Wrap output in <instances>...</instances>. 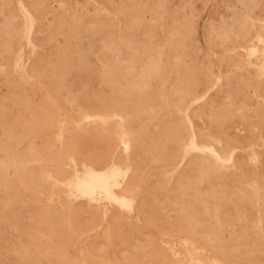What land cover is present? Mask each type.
I'll list each match as a JSON object with an SVG mask.
<instances>
[{"label":"bare ground","instance_id":"1","mask_svg":"<svg viewBox=\"0 0 264 264\" xmlns=\"http://www.w3.org/2000/svg\"><path fill=\"white\" fill-rule=\"evenodd\" d=\"M8 1L0 0V8H3L6 14L10 10H7ZM39 1L41 0H28L27 6L18 3L19 16L23 26L21 37L12 24L13 21L9 19L10 16L3 17L4 10L2 14L0 12L1 17H3V19L0 18V34L5 37L4 40L1 39L2 36L0 38V70L5 74V78H7L6 75L16 74L20 79V83L17 85H6L4 92L0 87V219L12 223L10 231H0V245L4 244L8 248L6 253L10 258H7L11 259L8 262L12 261L13 264H77L78 261L70 257L67 250L73 246L74 235L87 232L90 230V226L77 223V221L71 223L67 219L64 222L65 227L59 231L57 217L60 214L54 210L45 211L40 201L44 196L53 199L55 193L59 192V188L62 187L66 199L73 203L69 183L73 180V173H79L75 162L83 160L92 163L95 167H98L103 161L106 165L109 162H114V159L107 152L108 150L106 151L104 148V150L99 149L98 151L97 145L107 147L113 142L121 152L119 162L114 165L116 170L123 174L124 182L121 186L117 185L115 174L107 171L105 182L111 192H126L139 185L135 177H128V167L136 168L138 171L145 170L143 169L144 162L152 158H157L163 163L164 167L156 174L162 176L165 181L162 184L163 189L169 190L171 179L179 172L166 170L165 164L167 162L179 164L190 153H195L199 155L200 159L197 157L198 159L192 160L189 169L185 172V174L193 175L195 183L191 187L187 183H183L180 187L181 195L187 193L193 198L192 205L175 202L167 203L166 208L177 209L180 217L188 208L195 209V211L196 209L207 211L212 208L231 211L238 208L251 211L264 209V189L242 182L239 164V161L245 158L249 161L252 171L258 166L264 165V152L261 150L264 148V112L253 111L249 116L254 120L252 123L246 120V116H243L244 112L242 114L239 112L207 114L203 109L195 111L193 109L190 112L188 108L181 109L182 106L188 104L187 101L194 102L196 100L189 97V93L181 90H158L154 85L164 78V73L160 70L162 63L180 65V59L186 51V42L178 39L175 31L171 32L169 39H166L161 45L153 46L154 49H157L156 56L150 57L146 67L141 69V72L139 71L141 78L135 72L133 61L124 62L129 64L125 65L128 78L125 79L124 84L111 78L110 71L121 67L123 62L117 52L119 46L117 38L109 33V36L107 35L109 38L104 36L107 31L105 19L108 15L111 16L108 26L110 31L115 28V24L121 16L126 17V20L139 22L141 9L136 0H132L129 7L119 9L115 14L107 13L105 9L99 7L97 8L98 15L86 16L85 14L86 17L84 16L83 19H73L71 25L65 27L56 25L55 28L53 26L47 28L45 40L52 39L54 34L61 35L64 46L54 47L48 57H42L44 54L38 55L37 46L31 41L33 32L43 31V29L40 30L35 19L36 16H34L36 12L40 14L42 9L43 0L41 3ZM44 7L46 8V6ZM252 18L250 15L238 16L234 21L237 31H230L237 43L234 47L245 49V60H239L237 55L241 53L236 55L234 52L235 54H229L226 58L222 57L220 61L238 68L240 65L260 66L254 70V73L256 79L262 82L264 81V21L256 22ZM159 28H161L160 25ZM131 29L134 28L131 26L125 29V37L127 32L131 37ZM180 33L182 32L180 31ZM218 37L219 45H223L228 40L227 34ZM19 39L25 43L28 53L31 55L32 64L28 67L24 66L25 53H21L18 47L17 41ZM126 40L129 42V39ZM130 46L132 43L128 44V47ZM107 48L112 50L111 65H93L94 62L101 59V51ZM171 53L176 55L173 60ZM103 60L105 61V59ZM81 73L87 76L84 80L78 78ZM93 74H99V77L95 78L98 84L95 88L89 84L92 80L90 76ZM177 79L178 77H176ZM79 82H83V84L77 88ZM153 83L155 84L153 85ZM159 97L163 99L162 103L158 102ZM171 104L175 107L174 109L168 108ZM152 105L158 107L153 110L148 109ZM141 116H144V119H141ZM74 117L76 118L75 121L73 120ZM232 120H237L247 129L246 133H249V137L239 145H231L221 128L222 122ZM112 128H115L113 137H104L103 134L99 133L101 130H112ZM68 129L73 132L68 136L66 142L62 143L63 132ZM210 129L213 130L212 133H209ZM55 132L57 133L55 134ZM117 132H121L123 136H118ZM37 135L41 138L42 147L35 146L34 137ZM20 141L27 142L26 148L22 151L18 148ZM55 141L62 143L56 152L53 148ZM88 144L91 145L90 147L96 145L95 148L98 152L87 150ZM91 149L95 150L93 147ZM11 153L15 154L16 157L14 166L11 165ZM68 153L71 154L72 161L64 175L58 166L64 164L65 155ZM49 159L56 161V167L51 171H47L43 166V163ZM8 170H12L13 175L16 176V183L8 179ZM67 172L70 174L68 175ZM145 172L149 174L151 170L147 169ZM83 177L82 183L88 187L87 178L86 176ZM78 179L82 178L79 176ZM219 182L221 185L217 188ZM235 183L236 185H234ZM229 187L233 188V192L232 195L226 197L225 194L228 193L227 188ZM91 193L93 195L91 197L96 203L95 207L99 206L95 192ZM80 195L84 197L86 207L89 209L91 207L89 204L91 199L89 198L91 197H88L84 191H81ZM154 203L145 202L143 208L153 210L155 208ZM78 207V210L73 207L69 208V215L73 216V210L76 213H81L83 207ZM163 218L161 214L159 216L153 215L152 220L148 222H156L154 220L160 219L163 221ZM236 219L253 229V233L248 234L247 237L264 238L263 216L246 215L240 218L236 216ZM116 220L121 226H124L119 219ZM91 221L93 222V219ZM164 221L168 226V231L165 234H160V239L170 241L179 234H186V237L188 236L192 240L199 239V232L196 234L190 228L187 232L182 231L181 228H174L175 224ZM195 224V222H190L189 226ZM115 235L123 242H126L127 238L130 237V235L122 232H117ZM93 246L95 247L94 244ZM99 247L101 248V246ZM148 247H139L135 252L137 258L149 255L150 249ZM3 249L5 250V248ZM223 252H225V257L229 256L226 251ZM176 255L180 257L179 252H176ZM248 255L246 253L239 254L238 259L232 264H244L242 259ZM187 256L188 254L184 257L187 258ZM95 257L96 255L86 250L85 264H91ZM102 257L98 262H104ZM2 259L7 261L4 257ZM41 259L45 261L40 263ZM193 259L195 263L201 262L197 256H194ZM1 263L3 264L2 260ZM175 264H180V262L177 261Z\"/></svg>","mask_w":264,"mask_h":264},{"label":"rangeland","instance_id":"2","mask_svg":"<svg viewBox=\"0 0 264 264\" xmlns=\"http://www.w3.org/2000/svg\"><path fill=\"white\" fill-rule=\"evenodd\" d=\"M9 1L7 5V10L10 9L9 13L6 14L3 8H0V12L2 14L4 10L2 14L3 17L10 16L9 19L13 21L12 24H14L17 31L19 32V37H21L23 26L19 16L18 3H22L27 6L28 0ZM41 1L39 2L41 3ZM43 1L40 14H38L37 12L34 14V16H36L35 19L37 25H39L40 30L43 29V31L33 32L31 34V41L37 46L38 55L42 56L44 54L42 57H48L49 54L52 53V49L54 47L60 48L64 46V40L61 35L57 36L54 34L53 37L51 36L52 39L50 38V40H45V38L47 37V28L51 26L55 28L57 27L56 25H61L63 27L71 25V21L73 19H83L85 14L86 16L98 15L99 13L97 8L99 7L105 9L107 13L115 14L117 13V11H119V9L127 8L132 4V0H45L44 3ZM136 1L138 7L141 9V20H139V22H135L134 20H126V17L121 16L117 21L118 24L116 23L115 28L110 31L108 30V26L110 24L111 16L108 15L105 19V22L107 24V31L105 32L104 36H106V38H109V33L114 38H117V41L119 42L117 52L119 53L118 55L123 62L121 67H118V69L114 68L110 71L111 78L116 79L119 82L121 81L120 83L122 84L126 82L125 79H127L128 77L126 74L125 65L127 66L129 64L124 62L127 61L134 62L133 66H135V72L138 73V77L141 78L139 74L146 67V64L150 57L156 56L157 49H154L153 46L161 45L163 42H165L166 39H169L170 33L175 31L177 33L178 39L183 40L184 43L186 42V51L180 59V65L178 64L176 66L172 64L168 65L167 63H162L160 70L164 73V78L156 84L153 83V85L155 84L154 86H156L158 90H181L189 93V97H192L196 100L194 102L187 101L188 104L182 106L181 109L188 108L190 112H192L193 109L194 111L203 109L205 112H207V114L220 112H239L240 114H242V112H244L243 116H246V120L250 123L254 121L249 117L253 111L264 112V81L261 82L257 80L254 73V70L260 66L240 65V68H238L234 65H228L225 62L220 61L222 57L226 58L227 55L235 53L236 55L238 53H241L240 55H237L238 59L241 61L245 60V49L241 47H234L237 43L234 41L230 31H237V26L234 21L238 16L250 15L251 18L253 17L252 19L256 22L264 21V0ZM44 6H46V8ZM56 15H58L59 17H56ZM3 17H1L0 15L1 19H3ZM130 25L132 26V28H134L131 29L132 33H129L131 37L128 35V32L125 37V29L127 27H131ZM159 25L161 26V28H159ZM180 31L182 33H180ZM223 34L228 35V40L226 42L227 44L224 43V46L219 45L218 42V36H222ZM0 38L4 40L5 37L4 35L0 34ZM126 39H129L130 43ZM131 43L132 46L128 47V44ZM17 44L21 53H25L24 66H30L32 64V59L30 53H28L25 43L23 41L21 42V39H19V41H17ZM111 52L112 50L108 48L101 51V59L94 62L93 65L98 66L100 64H104L106 66H109L112 61ZM171 54V59H175L176 55H174L173 53ZM103 59H105V61ZM163 67H165L166 69H163ZM82 75V73L79 74L78 78H82L81 80H84L87 76L84 74L83 78ZM6 76L7 78H5V74L3 73V71L0 70V87L2 88L1 90H3V92L6 85H17L20 83V79L16 74H13L12 76ZM98 77L99 74H93L90 76V79H92L89 83L90 86L94 88L97 87V79L95 78ZM176 77H178L177 80ZM253 80H255L256 83ZM11 82L13 83L11 84ZM82 84L83 82H79L76 87L79 88L80 86H82ZM162 100L163 99L159 97L158 102L162 103ZM157 107V105H152L151 107H148V109L153 110ZM168 108L174 109L175 107L171 104ZM141 119H144V116H141ZM73 120L75 121L76 118L74 117ZM225 123L227 124L224 125ZM221 125V128L225 136L230 140L229 143L231 145H239L243 140H246L249 137V133H246L247 129L237 120L222 122ZM72 132L73 131L69 129L63 132L62 143L66 142L68 136ZM212 132L213 130L210 129L209 133ZM56 133L57 132H55V134ZM99 133L103 134L104 137H113L115 135V128H112V130H101L99 131ZM117 135L120 137L123 136L121 132H117ZM37 137L38 135L34 137V141L36 144L35 146L42 147L41 138L40 136L38 138ZM20 142L18 144V148L22 151L26 148L27 142ZM61 144L55 141V144L53 145L55 152ZM90 146L91 145H89L87 150L90 149V151L92 150L96 152H98L99 149L104 150L105 148L106 151L108 150L107 152H109L111 158L114 159V162H109L107 166L104 163L105 161H103V163H101L98 167H95L92 163L83 160L75 162L79 173L74 172L73 180L71 179L72 182L70 181L69 183L70 186H72H69V189H71L70 194H72L71 198L74 202L70 203V201L66 199L65 191L62 187L59 188V192L57 191L55 193L53 199L49 198L48 196H44L40 201L45 211L54 210L56 213L60 214L61 217H57V220L59 222V231H61L65 227L64 222L67 219L71 223H76L77 221V223L90 226V230H88L87 232L76 233L74 235L72 242L73 246L71 248H68L67 250V254L78 261L77 264H85L84 258L86 250L96 255L94 261L91 264H175L177 261H179L180 264H183V262L184 264H232L238 259L239 254L246 253V255H248V252V257H244L242 259V262L244 264H264V238H257L255 236L247 237L248 234L253 233V229L250 228L247 224H243L236 219V216L240 218L241 216L246 215H259L264 217V209L251 211L244 208H238L235 211H231L228 209L212 208L207 211H204L202 209H196L195 211V209L188 208L183 212L182 217H180L177 209L166 208L167 203L175 202L186 203L189 206L192 205L193 198L187 193H185V195H181L180 187L183 185V183H187L190 187L195 183L193 175L185 174V172L189 169L190 162L192 160L198 158L200 159V157H198V154L190 153L187 157L188 159L186 158L179 164H172L173 162H167L165 164L166 170H170V172H179L171 179V188L169 190L163 189L162 184H164L165 181L162 176L156 174V172L160 171L164 167L163 163L157 158H152L146 160L143 164V169L151 170L149 174H146L145 170L138 171L136 168L128 167V177H135L139 185L135 186V188L133 189H129L126 192H111L106 186L105 182L107 171H111L115 174L117 185L121 186L124 182L123 174H120L116 170L114 165L115 163L119 162L121 158L120 149L115 146L113 142L107 147H103L104 145H92L95 150L91 149L92 147ZM111 146L113 147V149ZM261 150L264 152V148ZM65 158L66 160L64 164L58 166L59 169H62L64 175L66 170L68 169L70 162L72 161V156L70 153H68V155H65ZM15 163V154L11 153V165L14 166ZM239 164L241 167V181L246 182L250 185L262 187L264 189V165L261 167L258 166L255 170L252 171L249 161L245 158L241 159V161H239ZM43 166L45 167V169H47V171H51L56 167V161L55 159L46 160L43 163ZM8 172V179L16 183V176L13 175L12 170H8ZM67 174L69 175L70 172H67ZM79 176L80 178H82L80 179L81 181L78 179ZM83 176H86L87 178L88 187L83 185L82 183L84 178ZM218 184L219 185L217 186V188L221 185V183L219 182ZM234 185H236V183ZM81 191H84L88 197L93 196L91 192H95L99 206L95 207L96 203L94 202V198L91 197L89 198L91 199L89 200V204L91 205V207L87 209L84 202V197L80 195ZM227 192L228 193L225 194L226 197L232 195L233 188H227ZM153 193L155 194L153 195ZM149 201L151 203L157 201L154 203L155 208L153 210L143 208V204ZM72 207L76 210H78L77 207H83V211L81 213H76L73 210V216H70L68 209ZM160 214L164 217L163 221L160 219L154 220L156 222H148L152 220L151 217L153 215L159 216ZM92 219L93 222L91 221ZM116 219H119L120 222L124 224V226H121V224L117 222ZM164 220H166L168 223L175 224L174 228H181L182 231L187 232L190 228L196 234H198L199 232L200 235L199 237L197 236L199 239L192 240L188 236L186 237V234L176 235L170 241L160 239L159 235L165 234L168 231V226L166 225ZM86 221L87 223H90L87 224L85 223ZM190 222H195L196 224L190 227ZM11 225V222H6L0 219V231H10L12 229ZM117 232H122L126 235H130V237L127 238L126 242H123L119 240L118 237H116L115 234H117ZM93 244L95 245V247L93 246ZM0 246V248H2V246L3 248H5V250L2 248L4 251L0 249V252L3 251L0 253V255L5 254L0 257V259L3 261V264H13L12 261L8 262L11 260L9 259L10 257L8 256V253H6V250H8V248L4 244H1ZM99 246H101V248ZM139 247H148L150 249V254L145 257L137 258V253L135 252ZM89 248H91L92 250ZM223 251H226L229 256L227 255L225 257V252ZM176 252L180 253V257L176 255ZM98 254L102 255L103 257L99 256ZM186 254H188L187 258L184 257ZM194 256H197L199 260H201V262L195 263L193 259ZM2 257H4L7 261L5 262ZM101 257L104 260L103 263L98 262ZM44 261V259H41L40 263H43Z\"/></svg>","mask_w":264,"mask_h":264}]
</instances>
